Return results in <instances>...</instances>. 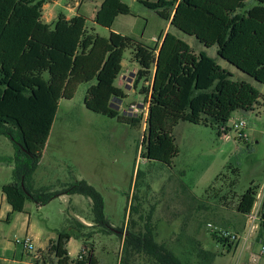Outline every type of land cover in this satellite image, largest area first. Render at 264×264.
Returning a JSON list of instances; mask_svg holds the SVG:
<instances>
[{"label":"trees","instance_id":"trees-1","mask_svg":"<svg viewBox=\"0 0 264 264\" xmlns=\"http://www.w3.org/2000/svg\"><path fill=\"white\" fill-rule=\"evenodd\" d=\"M53 1L0 0V136L6 137L15 151L13 157L0 158V164L14 166V181L0 186L12 208L5 221L10 223L14 213L24 212L28 200L45 206L62 195H79L91 200L93 223L115 231L105 215L102 194L86 181L56 192L35 188L34 174L51 126L47 118L41 121L36 81L45 85L48 77L46 88L56 108L62 100H73L80 85L92 84L85 97L88 110L141 129L143 114L130 117L118 107L129 98L117 86V80L123 71L125 52L130 50L132 61L139 66L133 89L148 105L141 157L166 165L179 154L173 135L179 123L204 125L217 129L219 136L226 135L231 130L227 124L232 114L253 111L262 95L252 84L234 81L230 71L212 57L196 54L171 32L161 38L159 47L113 32L116 19L131 14L122 0H105L93 20L95 26L110 30L108 38L88 27L90 20L84 15L67 19L60 14L55 23H45L44 6ZM248 1L138 0L171 27L195 37L207 49L216 47L220 58L264 84V0H256L252 7ZM21 100L27 116V120L22 117L23 123L7 111L8 107L20 108ZM240 139L244 140L243 133ZM137 176L139 179L140 173ZM231 185L233 188L235 183ZM259 189L254 185L239 197V214L252 213ZM261 228L264 239V214ZM212 236L222 247L233 248L234 242L215 232ZM72 238L75 234L71 226L58 232L45 252L52 264H100L92 249L72 259L68 250ZM124 253L144 254L156 264H183L174 252L155 242L153 229L148 227L144 232L127 234ZM45 254L40 257L44 259ZM198 257L213 261L216 254L201 250Z\"/></svg>","mask_w":264,"mask_h":264},{"label":"rangeland","instance_id":"rangeland-1","mask_svg":"<svg viewBox=\"0 0 264 264\" xmlns=\"http://www.w3.org/2000/svg\"><path fill=\"white\" fill-rule=\"evenodd\" d=\"M122 1L130 7L131 14L120 16L112 31L157 47L154 38L162 37L167 21L138 0ZM85 3L93 6L95 1ZM248 3L252 7L256 0ZM68 4L69 0L50 4L45 9V21L52 11L67 13ZM88 27H93L91 21ZM170 32L187 42L196 54L212 57L233 74L234 81L252 84L262 95L260 104L250 112H234L226 135L219 136L217 129L204 125L179 123L173 132L179 154L171 165H166L141 157L148 105L134 91L133 80H129L130 72H136L130 50L124 56L125 79L120 78L118 83L129 98L118 107L130 117L143 114L141 129L88 110L85 97L92 84L80 85L73 100H62L56 108L46 88L48 77L45 85L36 81V106L41 121L47 118L51 126L34 174L35 188L56 192L86 181L102 194L105 215L115 231L93 223L92 202L83 196L73 195L71 201L56 198L45 206L28 200L25 211L14 213L10 223L5 221L10 212L4 201L0 203L1 244L11 242L14 246L16 239L24 238L31 219L46 234L71 226L75 238L69 250L74 259L92 249L100 264H156L144 254L124 253L127 234H138L148 227L153 229L155 242L174 252L183 264H264V84L220 58L216 47L207 49L195 37L171 26ZM96 33L108 38L110 30L97 26ZM7 111L22 123V117L27 120L23 100L20 108L8 107ZM240 121L246 126L238 130L234 124ZM242 133L244 140L240 139ZM14 152L12 143L0 136V158L13 157ZM13 169L11 163L0 164V186L14 181ZM231 183H235L233 188ZM254 185L260 186L257 203L250 215H241L236 211L239 197ZM219 230L238 236L231 250L213 238L212 234ZM14 248L16 251L3 252V264L37 263V251L26 253L19 246ZM201 250L213 252L216 257L204 261L198 257ZM38 262L52 264L46 254Z\"/></svg>","mask_w":264,"mask_h":264},{"label":"crops","instance_id":"crops-1","mask_svg":"<svg viewBox=\"0 0 264 264\" xmlns=\"http://www.w3.org/2000/svg\"><path fill=\"white\" fill-rule=\"evenodd\" d=\"M85 1L86 0H69V4L66 6L67 13H55L54 14V12L52 11L51 16L48 17L47 21H45V9L47 7H49L50 4H46L44 6L43 20L47 24H53V23H55L57 21V19H58V17H59L60 14L65 15L67 17V19H72V18L76 17L77 15H84V16H87L90 19V21L92 22L93 27L96 30V27L97 26H95V24L93 23V20H94V18L96 16V13H97L98 9L100 8V6L103 4V2L105 0H100V1L90 0L91 2L95 1V4L93 6L86 4ZM59 2H60V0H54L52 4L57 5V4H59ZM117 19H116V21H117ZM116 21H115V23H116ZM113 28H114V26H113ZM113 28H112V30H113ZM167 32H170V23L169 22H167V29L164 31V33H163V35L161 37L162 40H163V37L166 35ZM161 38H159L160 39V43L158 44V47L162 43ZM132 64H134L136 66V72H137L139 70L138 64L135 63V62H133V61H132ZM124 68H125V66H124V61H123V71H122V74L119 76V78L117 80V86L118 87H121V86L118 85L120 78H124L125 79ZM136 72H133V71L130 72L129 75L133 79L132 78H129V80H133V82H134V78H135ZM130 82H132V81H130ZM0 193H1V195H0V203H2L4 201L7 202L5 195L2 193L1 190H0ZM58 199L65 200V201L69 199L71 201L72 196L62 195ZM89 201L91 203V200L90 199H89ZM39 206H41V205H39ZM25 208H26V205H25ZM24 211H25V209H24ZM9 212L10 213L12 212V208H10V205H9ZM29 220L30 221H29V225L27 227V234L26 235H30V236H32L34 238L35 247H36V251H37V254H38L36 256L37 257V263H39L38 262V258L40 257L41 254H45V252L48 249V247L50 246L51 242H53V241H55L57 239L58 232H60V231H56L55 233H52V234H48V233L46 234L45 231L42 228H40L38 230L37 225L36 224H32L31 223V219H29ZM69 220L70 219H67V222ZM72 240H73V238L70 240V242L68 244V250H69V245L71 244ZM1 246H2V250L0 251V259H2L3 260V263H5L6 260L4 258L3 252L11 251L12 249L15 250V248H14V246H13V244L11 242H9V243H3V244H1ZM69 252H70V250H69ZM70 256H71L72 259H74L72 257V255H71V253H70Z\"/></svg>","mask_w":264,"mask_h":264},{"label":"built area","instance_id":"built-area-1","mask_svg":"<svg viewBox=\"0 0 264 264\" xmlns=\"http://www.w3.org/2000/svg\"><path fill=\"white\" fill-rule=\"evenodd\" d=\"M154 42L159 44L160 39L154 38ZM245 126H246V124L243 121H240L239 123L234 124V127L238 130L240 128H245ZM215 233L217 234L218 237H220L222 239H228L230 242H235L238 240V236L229 230H219ZM14 246L15 247H18V246L21 247L23 249V251L26 253L36 251L34 238L30 235H26L22 239H16L14 242ZM262 250L264 251V247L262 248ZM7 264H10V263L8 262ZM36 264H40V263H36Z\"/></svg>","mask_w":264,"mask_h":264}]
</instances>
